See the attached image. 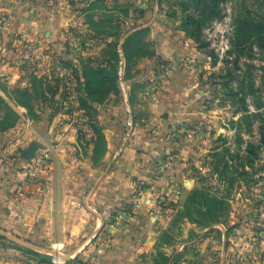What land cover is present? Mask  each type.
<instances>
[{
  "label": "rangeland",
  "instance_id": "obj_1",
  "mask_svg": "<svg viewBox=\"0 0 264 264\" xmlns=\"http://www.w3.org/2000/svg\"><path fill=\"white\" fill-rule=\"evenodd\" d=\"M10 8L0 60L24 80L0 81V132L21 115L71 133L104 186L77 200L80 239L0 229V264H264V0Z\"/></svg>",
  "mask_w": 264,
  "mask_h": 264
},
{
  "label": "crops",
  "instance_id": "obj_2",
  "mask_svg": "<svg viewBox=\"0 0 264 264\" xmlns=\"http://www.w3.org/2000/svg\"><path fill=\"white\" fill-rule=\"evenodd\" d=\"M13 1L15 0H0V16L7 17L9 13H15L10 8ZM15 26L17 25H8L4 27L5 30L0 27L1 42L4 38L1 34L19 28ZM11 63L5 57L0 60V81L7 86L15 77L19 81L24 80L19 72L14 73ZM6 88L9 91V86ZM17 88L20 86L17 85ZM4 92L0 89V97L5 98ZM9 106L11 107V104L8 101L2 102L0 113L9 110ZM16 111H19L18 108ZM55 132L51 126L43 122L39 125L35 123L30 125L21 115L15 125L0 132L1 230L38 241L47 238L48 233H54L58 236L57 239L64 242L76 241L80 239L82 233L87 232V224L84 219L82 220L80 211L76 210L79 208L77 200L82 197V193L88 192L87 200L90 204L95 203V198L96 203L97 199L102 202L104 179L100 180L101 174L98 170L90 167L89 156L80 158L83 157L82 150L71 133L61 135ZM42 145L52 149V159L41 176L44 193L40 198L38 186L27 182L24 170L35 158L37 150L35 148ZM30 149H33L32 157L23 158L22 155ZM121 175L123 174L119 173L116 176L113 173V176L118 178ZM95 184L96 187L93 189ZM87 238L88 235H85L81 239L85 242ZM81 247L73 255L77 256ZM115 253L114 250L113 254L107 256L118 258L120 254Z\"/></svg>",
  "mask_w": 264,
  "mask_h": 264
},
{
  "label": "built area",
  "instance_id": "obj_3",
  "mask_svg": "<svg viewBox=\"0 0 264 264\" xmlns=\"http://www.w3.org/2000/svg\"><path fill=\"white\" fill-rule=\"evenodd\" d=\"M52 159V149L48 146L37 148L35 158L24 170L27 182L34 185H41V176L48 168Z\"/></svg>",
  "mask_w": 264,
  "mask_h": 264
},
{
  "label": "trees",
  "instance_id": "obj_4",
  "mask_svg": "<svg viewBox=\"0 0 264 264\" xmlns=\"http://www.w3.org/2000/svg\"><path fill=\"white\" fill-rule=\"evenodd\" d=\"M199 5H200V4H199ZM205 7H206V6H205ZM212 11H213V8H211V15H212V16H213V15H216V14H214V12H212ZM249 39H250V38H249ZM258 39H260V41L263 42V40H264V34L258 35ZM240 47H241V46H239L238 48H240ZM238 61H239V57H236V58H233L232 61H229L228 63L237 65V64H238ZM260 130H262V128H261ZM247 153H248V155H253V154H254V151H253V145L250 144V143H248ZM67 264H84V263H82V262H80V261H78V260H74L73 262H67Z\"/></svg>",
  "mask_w": 264,
  "mask_h": 264
},
{
  "label": "water",
  "instance_id": "obj_5",
  "mask_svg": "<svg viewBox=\"0 0 264 264\" xmlns=\"http://www.w3.org/2000/svg\"><path fill=\"white\" fill-rule=\"evenodd\" d=\"M35 149H37V148H35ZM32 153H33V149H30L25 154H23L22 157L25 159H30L32 157Z\"/></svg>",
  "mask_w": 264,
  "mask_h": 264
}]
</instances>
